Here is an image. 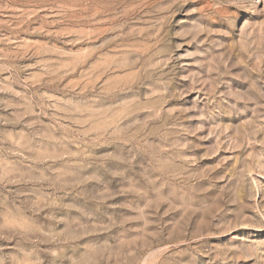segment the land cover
Listing matches in <instances>:
<instances>
[{"label":"rangeland","instance_id":"obj_1","mask_svg":"<svg viewBox=\"0 0 264 264\" xmlns=\"http://www.w3.org/2000/svg\"><path fill=\"white\" fill-rule=\"evenodd\" d=\"M0 264H264V0H0Z\"/></svg>","mask_w":264,"mask_h":264}]
</instances>
